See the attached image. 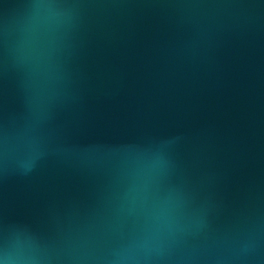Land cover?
Here are the masks:
<instances>
[{
  "label": "water",
  "instance_id": "obj_1",
  "mask_svg": "<svg viewBox=\"0 0 264 264\" xmlns=\"http://www.w3.org/2000/svg\"><path fill=\"white\" fill-rule=\"evenodd\" d=\"M0 264H264V0H0Z\"/></svg>",
  "mask_w": 264,
  "mask_h": 264
}]
</instances>
